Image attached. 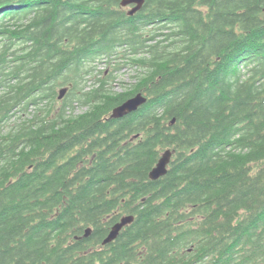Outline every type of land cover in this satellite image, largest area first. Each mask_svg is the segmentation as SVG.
Returning a JSON list of instances; mask_svg holds the SVG:
<instances>
[{
	"label": "trees",
	"instance_id": "16d2710c",
	"mask_svg": "<svg viewBox=\"0 0 264 264\" xmlns=\"http://www.w3.org/2000/svg\"><path fill=\"white\" fill-rule=\"evenodd\" d=\"M122 1L0 0V264H264V0Z\"/></svg>",
	"mask_w": 264,
	"mask_h": 264
},
{
	"label": "water",
	"instance_id": "95a60500",
	"mask_svg": "<svg viewBox=\"0 0 264 264\" xmlns=\"http://www.w3.org/2000/svg\"><path fill=\"white\" fill-rule=\"evenodd\" d=\"M146 4V0H123L121 3V6L123 8H129L132 6V8L128 11L129 16H134L136 13L140 12ZM69 89L63 88L60 90L59 93V100H63L65 96L67 95ZM148 99L147 97L142 94L138 93L125 102H123L121 105L114 108L111 118L113 119H122L132 113L137 112L142 106H144L147 103ZM175 121H173L174 123ZM173 151L171 149L166 150L163 152L159 162L155 166V168L150 173V179L153 181H158L159 179L163 178L168 173L169 165L171 164L172 158H173ZM135 220V216L133 215H125L123 216L110 230L108 236L104 239L102 245L107 246L112 244L114 241L118 239L121 232L128 226H130ZM92 230L87 229L86 230V237H89L91 235Z\"/></svg>",
	"mask_w": 264,
	"mask_h": 264
},
{
	"label": "rangeland",
	"instance_id": "374dc122",
	"mask_svg": "<svg viewBox=\"0 0 264 264\" xmlns=\"http://www.w3.org/2000/svg\"><path fill=\"white\" fill-rule=\"evenodd\" d=\"M117 65H122V68L115 72L116 80L113 83L112 89L114 91H124L125 89L130 88V86L135 83L134 81L138 73L137 69L132 68V66H125L124 61L117 60L114 62L112 68H110V65L105 61L90 64V70L92 67H94V71L85 76L84 80H82L80 83L79 89L90 91L96 86V77H100V73L107 72V74H109ZM59 91L60 89L58 90V92ZM74 106L76 114H80L85 111V108L79 103H75Z\"/></svg>",
	"mask_w": 264,
	"mask_h": 264
}]
</instances>
